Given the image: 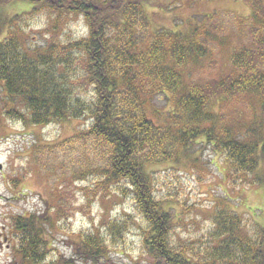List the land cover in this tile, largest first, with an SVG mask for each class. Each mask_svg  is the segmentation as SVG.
<instances>
[{"label": "trees", "instance_id": "obj_1", "mask_svg": "<svg viewBox=\"0 0 264 264\" xmlns=\"http://www.w3.org/2000/svg\"><path fill=\"white\" fill-rule=\"evenodd\" d=\"M15 1L31 2V7L5 18L2 9ZM173 1L0 0V84L9 101L3 105L4 113L41 126L86 120L85 129L64 146L89 143L98 152L100 163H86L72 177L79 181L96 178L90 180L91 187L81 188L87 205L100 195L132 199L145 223L141 242L149 264H264L263 227L257 224L262 238L254 240L242 218L224 205L218 204L213 214L216 228L213 224L210 262L193 258L185 246L174 245L170 239L173 215L155 197L150 170L176 161L181 154L190 155L193 144L200 143L220 149L238 172L252 173L260 159L264 163V140L244 142L227 125L216 127L212 104L244 93L258 96L264 103L263 1L245 0L251 8L250 19L260 23L259 28L249 29L247 45L231 52V71L221 79L189 82L185 92L179 69L203 55L208 38L199 36L196 28L189 37L177 30L159 29L148 41L141 39L149 26L145 4L168 9L164 2ZM37 16L46 18V36L44 42L33 43L37 38L30 33V22ZM79 18L85 32L73 37L67 25ZM208 20L215 19L208 16ZM212 29L222 30L216 24ZM193 36L203 40L197 42ZM159 94L175 96L174 107L162 123L146 113L148 102ZM51 211L12 219L8 238L18 264L46 260L47 233L54 229L46 216ZM77 237L82 252H75L74 259L60 257V264H75L79 259L93 264L111 262L109 245L98 231H80Z\"/></svg>", "mask_w": 264, "mask_h": 264}, {"label": "rangeland", "instance_id": "obj_2", "mask_svg": "<svg viewBox=\"0 0 264 264\" xmlns=\"http://www.w3.org/2000/svg\"><path fill=\"white\" fill-rule=\"evenodd\" d=\"M164 4L168 9L145 4L149 26L142 41H148L159 29L177 30L189 37L199 28L198 35L207 37L209 42L203 55L190 59L179 69L184 78V92L189 82L204 83L229 73L231 52L247 45L252 26L259 28L260 22L256 24L250 19L251 8L245 0H175ZM30 7L31 2L15 1L4 6L2 14L9 18ZM208 16L215 20L207 21ZM45 22V16H37L30 22V33L37 38L32 40L33 43L44 42ZM212 24L222 30L213 31ZM260 29H264V25ZM67 31L73 37L84 34L82 19L71 20ZM193 37L197 42L203 40ZM168 98L159 94L147 104L146 113L156 123H162L174 107L175 96ZM218 100L212 103L216 127L227 125L244 142L258 140L261 143L264 140V103L258 96L244 93ZM6 103L9 101L0 84V264H18L20 261L8 238L12 219L36 211L42 215L49 208L52 211L46 216L54 229L47 226L52 229L47 233L49 253L46 260L38 264H60V257L74 259L75 252L81 251L80 243L75 242L80 231H98L109 245L111 262L102 260L99 264H149L141 242L145 223L132 199L114 194L107 198L100 195L87 205L81 188L91 187L90 180L96 178L91 176L79 181L72 177L74 171L86 163L92 162V166L100 163L98 152L89 143L64 146L65 141L85 129L86 120L32 125L26 120L7 116L3 106ZM219 123L222 126L217 125ZM262 161L260 159L252 173L238 172L220 149L200 143L193 144V152L188 156L181 154L176 161L150 167L154 195L164 201L163 205L173 215L172 243L185 246L193 258L210 262L213 214L218 204L235 211L254 240L262 238L257 229V224L264 229ZM111 224L115 228H111ZM113 232L116 236L110 237ZM75 264L93 263L79 259ZM215 264L229 263L216 261Z\"/></svg>", "mask_w": 264, "mask_h": 264}, {"label": "water", "instance_id": "obj_3", "mask_svg": "<svg viewBox=\"0 0 264 264\" xmlns=\"http://www.w3.org/2000/svg\"><path fill=\"white\" fill-rule=\"evenodd\" d=\"M2 168V164L0 163V169Z\"/></svg>", "mask_w": 264, "mask_h": 264}]
</instances>
